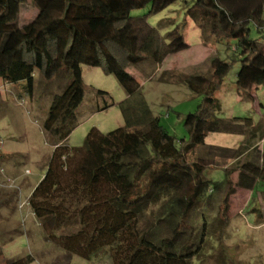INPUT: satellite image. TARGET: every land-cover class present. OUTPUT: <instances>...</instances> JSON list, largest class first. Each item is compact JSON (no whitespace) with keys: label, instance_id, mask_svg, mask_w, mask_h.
<instances>
[{"label":"trees","instance_id":"1","mask_svg":"<svg viewBox=\"0 0 264 264\" xmlns=\"http://www.w3.org/2000/svg\"><path fill=\"white\" fill-rule=\"evenodd\" d=\"M177 1L0 0V79L24 82L29 93L36 71L47 81L69 79L49 108L44 131L54 138V149L28 201L46 239L68 256L111 264H200L218 248L216 234L225 232L224 215L238 188L261 197L260 208L252 210L264 218V146L253 147L236 171L221 169L212 176L208 159L191 158L207 146L208 134L244 136L254 128L250 118L216 117L221 106L215 94L231 64L215 56L207 72L167 73V80L176 77L202 97L183 120L188 141L180 142L161 125L128 71L189 48L179 26L162 36L146 15H132L148 6L150 15L157 14ZM28 10L35 13L25 20ZM185 15L203 42L235 41L241 63L236 86L251 99L252 89L264 85V0H194L186 2ZM186 25L187 19L181 27ZM83 66L102 68L124 88V125L108 133L92 128L83 147H69L64 142L78 126L85 96ZM208 149L225 158L237 155L233 148ZM146 216L151 221L143 227Z\"/></svg>","mask_w":264,"mask_h":264},{"label":"rangeland","instance_id":"2","mask_svg":"<svg viewBox=\"0 0 264 264\" xmlns=\"http://www.w3.org/2000/svg\"><path fill=\"white\" fill-rule=\"evenodd\" d=\"M193 1L179 0L153 15L149 14V6L132 12L133 16L146 15L148 23L162 36L179 26L189 48L169 56L160 64L142 62L129 66L128 71L137 78L141 94L161 125L180 142L188 141L183 120L197 109L202 97L193 94L176 77L167 80V73L207 72L210 60L215 56L231 64L230 72L215 94L221 106L216 117L250 118L254 128L244 136L208 134L207 146L198 148L191 158L208 159L211 166L207 172L212 176L221 169L236 171L241 162L247 160L253 147L263 148L264 85L252 89L251 99L238 90L236 74L241 63L235 41L225 39L215 43L211 39L203 42L200 29L185 15L186 2ZM34 13L28 10L22 17L28 20ZM186 19L187 25L182 28ZM250 37L257 38L255 27L251 28ZM82 79L85 96L76 113L78 126L64 142L69 147H83L92 128L108 133L124 125L120 104L127 96L117 78L106 74L102 68L83 66ZM68 82V77L47 81L36 71L33 92L29 93L24 82L9 84L0 79V264L29 257L32 258L29 264H111L106 259L89 261L68 256L61 247L46 239L42 226L28 205L31 193L45 175L54 149V138L44 131V123L53 98ZM98 91L106 94H98ZM210 146L213 149H237V155L225 158L218 151L209 150ZM237 175L235 172L232 176L234 183ZM260 202L261 197L253 199L250 191L236 190L229 200V212L224 215L225 232L220 236L219 229L216 234L220 240L219 244L216 243L218 248L202 256L200 264H251L253 260L254 264L264 263V224L260 225L264 218L252 210L256 206L260 208ZM150 221V216H146L142 221L143 227Z\"/></svg>","mask_w":264,"mask_h":264}]
</instances>
